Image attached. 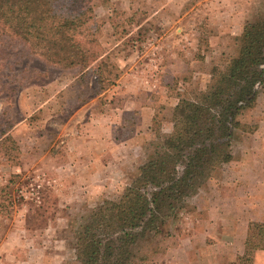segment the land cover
Returning a JSON list of instances; mask_svg holds the SVG:
<instances>
[{
	"label": "rangeland",
	"instance_id": "1",
	"mask_svg": "<svg viewBox=\"0 0 264 264\" xmlns=\"http://www.w3.org/2000/svg\"><path fill=\"white\" fill-rule=\"evenodd\" d=\"M90 6L107 56L100 76L96 65L63 69L0 36V264H77L74 233L95 206L122 200L149 143L171 131L175 94L202 90L211 68L233 54L242 27L264 21V0H91ZM142 63L151 70L138 68ZM260 121L264 86L246 113L247 131ZM251 132L236 133L235 157L255 146ZM205 190L185 200L183 215L162 234L149 235L146 264H264L261 250L239 254L241 220L239 237L211 227L220 220H209ZM217 200L207 205L212 212L237 206ZM255 205L264 218V199ZM219 238L231 242L228 250Z\"/></svg>",
	"mask_w": 264,
	"mask_h": 264
},
{
	"label": "trees",
	"instance_id": "2",
	"mask_svg": "<svg viewBox=\"0 0 264 264\" xmlns=\"http://www.w3.org/2000/svg\"><path fill=\"white\" fill-rule=\"evenodd\" d=\"M90 2L0 0V36L63 69L84 72L96 65L100 76L107 56ZM233 45V54L211 68L202 90L175 94L171 131L149 143L147 160L122 200L95 206L74 233L77 264L149 262L143 249L149 235L162 234L183 215L185 200L234 159L232 141L238 132H251L244 120L264 86V21L246 23ZM244 248L248 255L264 250V224H248Z\"/></svg>",
	"mask_w": 264,
	"mask_h": 264
},
{
	"label": "crops",
	"instance_id": "3",
	"mask_svg": "<svg viewBox=\"0 0 264 264\" xmlns=\"http://www.w3.org/2000/svg\"><path fill=\"white\" fill-rule=\"evenodd\" d=\"M153 61L156 68H158V65H156L158 63L157 57ZM147 67L148 65L145 63H142L141 65L138 66V68L142 70H151V68L149 69ZM138 68H136V70H138ZM173 99L174 98H171V100ZM174 100L175 102L173 104V108L177 103V99L175 98ZM257 101H258V97H257ZM256 106H257V102H256ZM256 106L253 109H255ZM250 134H251L250 136H252L253 139L257 140V142L253 143V145L255 146L251 149L248 148L243 150L240 154L238 153L236 157L234 156V153L232 151L234 159L230 163L224 165L228 168L227 172H222L221 175L212 177L207 181V191L205 190V194L203 198L204 202L207 205L210 204L214 196L218 197L219 201L222 200V198L223 200L229 199L235 202V204L237 205L235 207V210H233V212L230 211L229 214L225 210H224L225 212L222 211L220 213L212 212L211 207H208L207 205L205 206V210L207 213H209V220L211 219L212 221L214 217L220 220L212 223L211 227H213L214 224L222 225L224 228L222 230L223 233L222 235H226L229 238L230 236H234L235 234H237V231H235V226L237 227L240 226V224L238 223L239 220H241L243 224L244 223L246 224L245 230L240 232L241 236L239 237V234H237V236L239 237L237 244L238 242L240 243L239 244L240 249L238 248V245L236 249L237 250L239 249V254L241 250L245 249L244 243L246 239L248 224L250 222L261 223L264 221L262 215L260 214L256 215V213H254L255 212L254 209H256L255 203L262 202L264 199V198L262 199V195L264 197V121L263 123H261L260 121L256 129H254V131L251 132ZM223 167L221 168V171L222 169H224ZM222 191L224 193L225 192L227 193L223 195ZM196 197H198L199 199L201 198L199 194L195 195V197L192 198L194 199ZM199 199H197V201ZM196 208L200 211V208H198L197 205ZM216 213L218 215H216ZM244 215H247V219L243 217ZM243 218L245 219V221H243L244 220ZM215 240L217 241V244L224 243L222 246L227 245L224 246V248L228 250L231 242L227 243V240L226 242H224L222 239L220 240V238ZM261 251L264 252V250ZM234 260L235 257L233 259H230V262H234Z\"/></svg>",
	"mask_w": 264,
	"mask_h": 264
}]
</instances>
